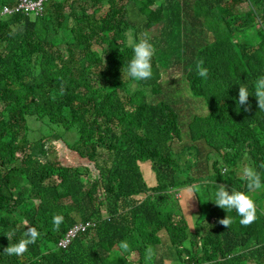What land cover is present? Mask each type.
Returning <instances> with one entry per match:
<instances>
[{
  "label": "trees",
  "instance_id": "1",
  "mask_svg": "<svg viewBox=\"0 0 264 264\" xmlns=\"http://www.w3.org/2000/svg\"><path fill=\"white\" fill-rule=\"evenodd\" d=\"M19 3L0 0V31L16 37L11 63H20L19 56L30 61L23 67L0 62V105H14L9 79L20 102L9 110L13 116L0 112V215L15 200L27 225L18 227V220L10 227L8 219L0 220V264H135L136 254L137 264H264V202L253 199L257 219L243 226L235 210H213L197 193L194 218L233 220L229 228L217 220L205 234L195 222L191 228L184 212L154 210L152 193L145 200L150 210H130L116 194L142 159L177 168L186 163L207 187L224 182L247 190L241 178L245 165L264 182V149L236 138L264 115L254 95L255 81L264 76V0H51L44 15L3 14L5 6ZM127 29L153 30L150 91L131 93V79H125L133 56ZM70 40L77 43V60L62 59ZM200 61L206 78L198 74ZM173 71L180 77L160 85L163 74ZM247 73L257 76L244 85L250 94L245 111L238 105L236 75ZM35 122L43 127L39 138ZM64 133L76 134L72 149L95 163L101 185L95 174L91 186L84 181L83 167L72 174L50 165L45 138ZM251 195L264 198V190ZM55 214L63 217L58 230ZM145 219L153 226L141 231ZM89 220L94 225L87 233L66 248L59 244L71 228ZM28 226L40 238L21 256L5 254L7 233L14 231L11 242L17 243ZM121 241L129 244L128 252L122 253Z\"/></svg>",
  "mask_w": 264,
  "mask_h": 264
},
{
  "label": "clouds",
  "instance_id": "2",
  "mask_svg": "<svg viewBox=\"0 0 264 264\" xmlns=\"http://www.w3.org/2000/svg\"><path fill=\"white\" fill-rule=\"evenodd\" d=\"M50 1L51 0H20L19 4H16L14 6H5L3 9V14L5 16H9L11 14L19 12L36 11L44 15L47 9V4ZM24 5H30L31 9L26 8V6ZM81 14L82 13L76 14V16H80ZM4 31L5 29H1L0 31V62H6L22 67L30 66V61L28 59H24L22 56H19L20 63H11V59L16 48V37L11 33L4 35ZM124 36L127 46L130 47L133 51L132 59L128 64V75L125 77V79H131V93H135L140 88L150 91V87L146 86V82L152 76V58L155 53V48L150 42L149 33L144 32L139 37H137L132 29H127L124 33ZM76 46L77 43L73 40H70L68 46L62 54V57H66V59L71 58L74 60L79 59V56L76 54ZM202 65L203 61H200L197 65V71L201 77L206 78L208 69L204 68ZM236 76L240 79L238 105L244 106L245 111H247L250 107V105L248 104L250 94L248 88L244 85L248 84L253 78L257 76V74L247 73L237 74ZM8 85L9 86L6 89L13 94L14 105H0V112L10 113L9 110L14 109V107L20 104L15 85L10 79L8 81ZM254 95L258 102V108L264 113V76L258 77L255 81ZM237 110L239 111V107ZM11 115L13 116L12 113H10V116ZM251 123L253 125L252 128L238 134L236 138L248 140L257 148L264 149V136H262V132L264 130V115H258V118ZM44 146L46 149L47 146L45 145V143ZM145 161L146 160L142 159V161L138 163V166L134 167L130 174L124 179L121 186L116 188L118 200L126 202L130 210L135 206H142L146 210H150V208L145 205V200L148 194L152 193L153 197L157 200V206L154 210L158 212L167 210L173 212H184L186 213L187 220L189 221L190 226L193 229V223L195 222L193 215L195 214V211L187 213L183 202L185 197L190 192H195V194L197 195V193L200 192L201 188L204 189L207 187V185L199 176L198 172L187 170L186 163L177 168L172 167L169 164L160 166L158 164L150 162L152 164V170L154 171L157 180L156 186H150L146 182L141 170V164L148 163ZM93 164L95 165L94 162ZM261 167H264V164H262ZM69 170L72 174H74V172L76 171L72 170L71 168ZM241 178L246 181V187L248 190L247 192L238 191L234 188L229 191L226 187V184L224 182H220L218 183L220 185H216L213 202L221 209L227 211L235 210L240 217L239 223L243 226H248L255 222V220L257 219V207L251 194L258 190H264V182H262L260 173H258L251 165H245L241 169ZM135 185H138L141 188V191L139 193L129 191L130 188ZM10 202L5 206L3 213L0 215V220L5 218L8 219V225L10 227L17 226L18 220V227H21L22 225H24V223H26L27 225V219L24 218V214L20 209H18L16 201V206L12 209L9 208ZM37 202L38 201H36V203ZM173 204L176 205V207H172ZM19 211L23 214L22 217L18 215ZM5 213H7L6 216ZM210 219L213 222H216L218 220V223L226 228H229V226L233 223L232 218L228 215L225 218L212 217ZM62 221V215L55 214L52 219L54 228L58 230ZM93 225V220L82 222L80 223V225H75L67 232L65 237L60 240L59 244L63 248H66L67 245L71 242L72 238L87 233L88 228ZM152 226L153 223L151 222V220L147 221L145 219L141 223V231H148L152 228ZM226 228H223L222 231H224ZM26 229L27 230L23 233L22 237L17 243L11 242L12 237L15 235V232L10 231L7 233L6 237L10 241V243L7 247L4 248L3 252L5 254L9 256H21L28 251V246L30 244H34L40 238L41 234L35 227L28 226L26 227ZM163 232L166 233L165 231ZM167 238L169 240L168 235ZM119 247L122 250V253L128 252L130 250V246L127 241H121ZM83 263L89 264L90 261H83Z\"/></svg>",
  "mask_w": 264,
  "mask_h": 264
},
{
  "label": "rangeland",
  "instance_id": "3",
  "mask_svg": "<svg viewBox=\"0 0 264 264\" xmlns=\"http://www.w3.org/2000/svg\"><path fill=\"white\" fill-rule=\"evenodd\" d=\"M124 3V2H123ZM47 5H51V1L48 2ZM131 18L135 21V23L139 26V27H143L144 24L143 22L138 20V14L137 13H132L130 14ZM134 32V31H133ZM134 34L139 37L141 34H143V32L138 31L137 33L134 32ZM149 34L152 36L153 34V30L149 31ZM94 49L97 51L100 49L99 44L97 42L94 43ZM62 59H66V57H62ZM177 70V69H176ZM179 71V70H178ZM178 71H173L170 73H164L163 74V79L160 83V85L162 86H167L168 81L173 79H178L180 77V73ZM92 80L94 81V83L99 81V77L97 76H92L91 75ZM83 90H86V87H82L81 92L83 93ZM163 95L166 94V90L164 89L161 92ZM67 94V93H65ZM35 125H37L36 127V136L39 138L41 131L43 130V127L38 123L35 122ZM60 132V131H59ZM57 136V134H56ZM63 136V137H60ZM60 139L57 138H51L49 136H47L45 139L46 141L44 142L45 145L47 146V148L45 149L48 153L49 156V161H50V165H52L55 168H71L72 170H77V168L83 167L84 171L81 173V176L83 178L84 181H86L87 183L90 184L91 186V182H90V176L92 174H95V177L99 178V185H101L102 180L100 179L99 174L97 173L96 169H95V165L93 164L92 160L90 158L87 157H81L78 154H76L74 152L73 148V142L77 141V136L74 133H64V134H60ZM48 139H53L56 141H51ZM59 140H63V141H59ZM174 147H177V145H174ZM74 149H77V144L74 146ZM93 169V171H92ZM141 170L143 172L144 178L146 180V182L148 183V185L150 186H156L157 185V180H156V175L154 173V171L152 170V164L150 162L145 163V164H141ZM216 185H220V184H215L212 187H206V188H201L199 194H201V196H203L206 200L208 201V205L213 209L216 210L219 207L216 206L214 204V192L216 191ZM198 186V185H196ZM200 188V186H199ZM229 191L232 190V188H227ZM235 190L240 191L239 188H234ZM245 192H247V190H244ZM252 198L254 200H256L257 202H264V198L260 197V196H253ZM184 207L186 209L187 213H191L193 211L196 210V194L195 192H190L184 199ZM16 206L15 200H12L10 202L9 208L12 209ZM7 215V213H5V216ZM18 215L20 217L23 216V214L19 211ZM194 217V215H193ZM195 223H197L198 228H204L205 230L202 231L205 234H208L209 231L211 230V226L216 227V222L211 221L210 218H208V216L205 214L204 217H200L194 218ZM24 226H26V223H24V225H22L20 228H24ZM163 237L168 240L166 233H162ZM151 249H154V247H152ZM134 260L138 259V255H134L133 257ZM135 264H137L135 262ZM183 264H187V263H183Z\"/></svg>",
  "mask_w": 264,
  "mask_h": 264
},
{
  "label": "built area",
  "instance_id": "4",
  "mask_svg": "<svg viewBox=\"0 0 264 264\" xmlns=\"http://www.w3.org/2000/svg\"><path fill=\"white\" fill-rule=\"evenodd\" d=\"M24 6H26V8H28V9H31V8H30V7H31L30 5H24Z\"/></svg>",
  "mask_w": 264,
  "mask_h": 264
}]
</instances>
